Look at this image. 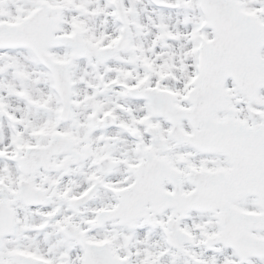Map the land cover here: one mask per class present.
Instances as JSON below:
<instances>
[{"label": "snow or ice", "instance_id": "1", "mask_svg": "<svg viewBox=\"0 0 264 264\" xmlns=\"http://www.w3.org/2000/svg\"><path fill=\"white\" fill-rule=\"evenodd\" d=\"M0 264H264V0H0Z\"/></svg>", "mask_w": 264, "mask_h": 264}]
</instances>
